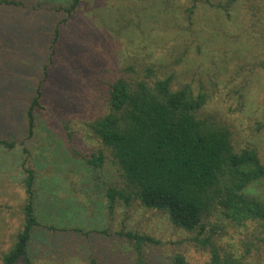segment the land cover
<instances>
[{
  "label": "rangeland",
  "instance_id": "obj_1",
  "mask_svg": "<svg viewBox=\"0 0 264 264\" xmlns=\"http://www.w3.org/2000/svg\"><path fill=\"white\" fill-rule=\"evenodd\" d=\"M7 1L14 4L0 6V60L16 54L26 69L35 65L26 75L32 94L44 66L51 58L54 64L44 87L51 102L44 96L34 136L26 131L25 117L31 92L19 95L20 86L9 82L16 100L0 89V115L18 111L11 131L0 126V139L15 143L0 145V263L23 228L27 162L36 174L39 221L59 230L56 237L43 228L34 232L32 264H174L176 256L189 264H215V253L222 260L264 264V234L257 223L233 227L214 219L212 226L189 232L164 212L137 203L119 201L110 212L107 185L86 163L100 147L89 124L107 111L103 94L132 67L142 74L154 67L162 78L173 76V89L188 86L204 94L205 109L234 124L237 147L256 149L264 163V0H83L70 17L62 9L71 0ZM86 30L91 38L84 40ZM94 50L102 55L96 74L82 76L79 70L77 90L62 87L75 85L67 70L74 60L94 64ZM57 99L73 100V107L67 110ZM107 169V179L113 178ZM128 233L152 241L139 243Z\"/></svg>",
  "mask_w": 264,
  "mask_h": 264
},
{
  "label": "trees",
  "instance_id": "obj_2",
  "mask_svg": "<svg viewBox=\"0 0 264 264\" xmlns=\"http://www.w3.org/2000/svg\"><path fill=\"white\" fill-rule=\"evenodd\" d=\"M201 1L205 0H194L195 5ZM82 2L71 0L62 10L70 17ZM3 4L14 3L0 0V6ZM88 37L86 30L84 40ZM58 38L56 33L55 45L51 46L53 54L57 52ZM98 39L103 47V39ZM83 43L90 45L86 41ZM96 51L94 64L80 66L74 60V67L67 70L75 85L62 87L77 90L83 75L93 77L96 74L102 56ZM17 56L14 54L13 58L9 56L0 60V75L6 79L0 81V89L15 96L16 100L21 93L27 95L32 91L26 75L30 77L35 70V65L26 69L24 61ZM50 62L44 66L35 92L29 95L31 100L25 110L29 136L36 134L44 96L51 102L47 90L44 93L54 64L52 58ZM18 71L19 75L14 74ZM142 72L132 67L114 79L108 85L107 94H103L106 113L89 124L100 147L98 154L86 163L95 171L99 182L107 185L104 195L108 210L113 212L119 201L128 206L137 203L146 209L164 212L175 227L189 232L202 231L212 226V220L216 219L219 225L228 223L233 227L257 223L264 234V163L256 149L237 147L234 124L220 113L207 111L204 94H195L188 86L173 89V76L162 78L154 67L144 69V74ZM9 77L14 80L8 81ZM64 78L58 76L56 80L64 81ZM9 82L20 86L19 95L7 87ZM57 101L67 110L73 107L70 105L73 100L70 103L61 99ZM16 112L5 110L0 115V126L10 130V125L16 123ZM8 141L0 139V145L14 148L15 143ZM107 167L115 172L113 178L107 179ZM23 168L26 174L23 181L26 194L22 207L23 228L12 248L2 256L0 264H17L20 260L32 264L28 255L34 232L43 228L53 232V237L59 232L54 226L39 221L35 170L27 162L23 163ZM128 236L139 243L152 241L131 233ZM214 261L215 264H248L234 257L222 260L217 253ZM174 264L189 263L182 256H176Z\"/></svg>",
  "mask_w": 264,
  "mask_h": 264
}]
</instances>
